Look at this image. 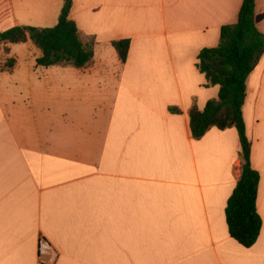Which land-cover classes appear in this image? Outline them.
<instances>
[{"label": "crops", "instance_id": "crops-1", "mask_svg": "<svg viewBox=\"0 0 264 264\" xmlns=\"http://www.w3.org/2000/svg\"><path fill=\"white\" fill-rule=\"evenodd\" d=\"M64 2L0 0V32L55 26ZM243 2L74 0L94 50L84 67L38 65L31 39L0 45V264H264V53L244 104L263 221L251 247L226 218L238 130L196 139L190 127L192 108L219 94L198 55ZM255 20L264 34V0ZM126 38L124 62L113 41Z\"/></svg>", "mask_w": 264, "mask_h": 264}, {"label": "trees", "instance_id": "trees-1", "mask_svg": "<svg viewBox=\"0 0 264 264\" xmlns=\"http://www.w3.org/2000/svg\"><path fill=\"white\" fill-rule=\"evenodd\" d=\"M64 1L55 26L11 27L0 32V45L31 39L42 51L38 65L71 63L84 67L94 56L93 44L82 41L79 27L71 18L74 0ZM255 12L256 0H244L238 21L221 27L218 45L203 48L199 53L197 67L205 74L208 86H219V94L203 109L194 106L190 112L191 132L196 139L202 138L213 127L238 130L242 144V174L228 199L226 218L230 235L245 247L256 243L263 224L257 208L260 173L252 163V141L247 135L244 119L247 80L264 53V34L256 25ZM130 44L127 38L113 41L124 62ZM14 64L15 59L11 57L4 68L11 69Z\"/></svg>", "mask_w": 264, "mask_h": 264}, {"label": "built area", "instance_id": "built-area-1", "mask_svg": "<svg viewBox=\"0 0 264 264\" xmlns=\"http://www.w3.org/2000/svg\"><path fill=\"white\" fill-rule=\"evenodd\" d=\"M46 245V241L44 240V239H42L41 240V247H40V249L42 248V250H43V247Z\"/></svg>", "mask_w": 264, "mask_h": 264}]
</instances>
